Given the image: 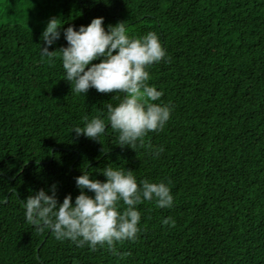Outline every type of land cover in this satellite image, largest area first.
<instances>
[{
  "label": "trees",
  "instance_id": "trees-1",
  "mask_svg": "<svg viewBox=\"0 0 264 264\" xmlns=\"http://www.w3.org/2000/svg\"><path fill=\"white\" fill-rule=\"evenodd\" d=\"M0 16V264H264V0H1ZM99 17L166 49L147 70L171 118L142 149L110 126L101 142L72 132L86 117L110 124L123 94L72 93L62 61L41 56L52 18L79 30ZM66 46L62 35L50 51ZM109 165L170 182L173 207L139 205L135 241L92 250L26 221L30 195L56 185L75 202L76 177L106 182Z\"/></svg>",
  "mask_w": 264,
  "mask_h": 264
},
{
  "label": "clouds",
  "instance_id": "clouds-1",
  "mask_svg": "<svg viewBox=\"0 0 264 264\" xmlns=\"http://www.w3.org/2000/svg\"><path fill=\"white\" fill-rule=\"evenodd\" d=\"M104 24L105 18L99 17L79 30L75 26L63 29L59 19L52 18L42 34L46 46L42 47L41 56L49 63L57 58L62 61L64 80L71 83L72 93L87 96L95 88L100 93L123 94L118 105H107L110 124L106 125L99 116L86 117L84 126L75 127L72 132L101 142L110 126L119 133L120 147L142 149L145 137L162 132L171 118V106L157 103L164 93L149 85L151 74L147 70L165 59L166 49L155 32L135 37L128 33L124 21L109 25L107 30ZM62 35L67 46L50 51ZM57 52L59 57L55 55ZM163 151L162 147L153 149L154 156ZM100 172L107 178L106 182L94 179L87 171L76 177L80 195L75 202L69 194L60 203L56 185L52 186L51 194L41 189L30 195L22 201L26 221L40 230H50L59 241L68 239L77 246L88 244L96 250L97 245L105 243L115 246L117 242L135 241L142 219L138 206L145 201H154L160 209L174 205L170 182L144 179L138 183L134 171L111 165ZM121 202L126 206L123 211ZM163 224L175 227L171 217L164 219Z\"/></svg>",
  "mask_w": 264,
  "mask_h": 264
},
{
  "label": "rangeland",
  "instance_id": "rangeland-1",
  "mask_svg": "<svg viewBox=\"0 0 264 264\" xmlns=\"http://www.w3.org/2000/svg\"><path fill=\"white\" fill-rule=\"evenodd\" d=\"M1 1V0H0ZM10 20V17H8V16H0V21L1 22H8Z\"/></svg>",
  "mask_w": 264,
  "mask_h": 264
}]
</instances>
